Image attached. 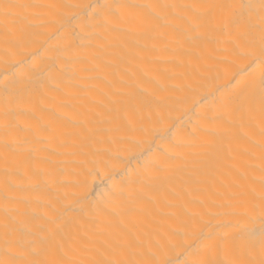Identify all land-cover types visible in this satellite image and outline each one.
Listing matches in <instances>:
<instances>
[{
	"label": "bare ground",
	"instance_id": "bare-ground-1",
	"mask_svg": "<svg viewBox=\"0 0 264 264\" xmlns=\"http://www.w3.org/2000/svg\"><path fill=\"white\" fill-rule=\"evenodd\" d=\"M0 264H264V0H0Z\"/></svg>",
	"mask_w": 264,
	"mask_h": 264
}]
</instances>
